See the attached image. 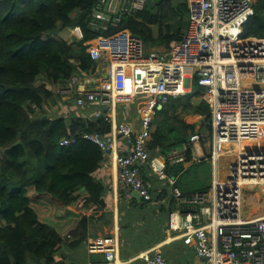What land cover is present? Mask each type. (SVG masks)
<instances>
[{
    "label": "built area",
    "instance_id": "2783aa9c",
    "mask_svg": "<svg viewBox=\"0 0 264 264\" xmlns=\"http://www.w3.org/2000/svg\"><path fill=\"white\" fill-rule=\"evenodd\" d=\"M155 1L95 0L87 16L88 27L99 33L86 49L96 63L89 73L91 80L73 76L76 88L59 92L68 98L75 95L77 107L99 105L105 109L104 119L111 131L86 132L82 137L108 154L105 160L115 164L125 196L136 191L141 200H152L154 183L141 173L145 164L159 180L168 181L176 205L168 218V234L178 233L173 237L192 245L205 264H264V217L242 218L243 185L239 183L242 177L262 178L264 158L251 165L247 158L241 159L246 153H238L234 147L249 134L256 138L264 127V38L241 36L243 24L254 13L255 0H185L186 26L168 49L147 48L129 29L119 28L123 15ZM69 30L75 39L83 38L80 26ZM92 80L94 85L85 87ZM195 87L208 96L210 134L195 131L187 143L172 148L156 163L157 158L150 159L147 142L156 107ZM136 99L140 102L137 129L118 123L113 111L117 104ZM95 116L101 113L97 111ZM117 137L127 140V153L117 151ZM74 142V138H63L59 143ZM200 142L209 146L213 178L208 190L187 197L176 186V177L172 179L164 168L165 164L188 161V148ZM226 152L230 157L225 165L228 172L220 179V159ZM192 158L191 151L190 161ZM118 248L116 237L109 234L86 241L88 253L102 254L106 262L116 259ZM139 257L146 264H170L159 249L143 251Z\"/></svg>",
    "mask_w": 264,
    "mask_h": 264
},
{
    "label": "trees",
    "instance_id": "16d2710c",
    "mask_svg": "<svg viewBox=\"0 0 264 264\" xmlns=\"http://www.w3.org/2000/svg\"><path fill=\"white\" fill-rule=\"evenodd\" d=\"M94 2L0 0V264H54L62 236H73L71 247L84 245L88 236L85 211L92 205L105 207L106 186L95 176L105 157L97 144L82 137V132L106 133L109 123L100 118L85 128L83 118L75 119L72 114L50 118L43 110L60 80L87 77L94 70L96 63L86 51L99 34L87 23ZM253 9L241 36L264 38V0H255ZM168 18L172 22L165 23ZM186 18L185 0H158L123 15L119 28L129 29L147 48L168 49L181 37ZM76 25L83 32L80 40L51 36ZM205 94L195 87L156 107L147 139L150 159L167 156L172 148L187 143L195 131L202 133L204 129L210 134V105ZM75 98L66 103L74 104ZM137 99L117 104V121H123L127 111L133 114ZM186 115H201V127L196 129V123L186 122ZM63 138H74L75 142L60 145ZM191 151L190 146L188 161ZM182 168V163L165 164L164 171L176 175ZM155 191L166 193L154 187L153 194ZM129 200L137 207L138 217L151 201ZM175 206L173 199L170 210ZM69 211L75 213L73 222L64 226L61 222ZM119 212L120 224L129 219L121 205ZM122 253L124 256L128 251L122 249Z\"/></svg>",
    "mask_w": 264,
    "mask_h": 264
},
{
    "label": "crops",
    "instance_id": "0c3cea01",
    "mask_svg": "<svg viewBox=\"0 0 264 264\" xmlns=\"http://www.w3.org/2000/svg\"><path fill=\"white\" fill-rule=\"evenodd\" d=\"M88 77L89 75L84 78ZM75 80V78H71L70 80H60L59 83H57L59 84V88L56 91L53 90V92L56 93L54 94V96L49 97L46 100L43 106V110L48 114L50 118H52L54 115H69L68 117H70L71 114L75 119L78 117L81 119L83 118L85 122V128H87L92 122L98 121L100 118H103V120H105V109L103 108V106L82 105V107H77V105H75V102L74 104L66 103L67 100H69L71 97L68 98L67 96L63 95L62 92L58 93V91H62L65 88L75 89L77 86ZM93 83V80L89 83L86 82L85 87L88 88L94 85ZM79 88L82 89L83 86ZM139 104L140 102L137 101L133 114L129 111L125 112L123 116L124 119L120 122L131 124L133 128L137 129L139 127V124L136 119V110L137 105ZM116 107L113 111H115L114 118L117 121ZM97 111L101 113V116H95V112ZM192 120L194 122H197L200 119L198 118V115H187V118H185V121L188 123H194ZM105 122L107 121L105 120ZM120 122L118 121V123ZM199 127H201V124L197 122L196 129H198ZM110 131L111 125L110 130L106 133H109ZM86 132H99L101 134H106L96 130L84 131L82 132V134ZM202 133L205 136L206 132L204 129L202 130ZM248 139H252L254 141L252 143L254 147H259L260 144H264V135L259 140H257V138L255 137L251 138L250 135L246 137V140ZM116 148L120 154L127 153L129 150L127 140L123 137H117ZM102 152L103 154H105L103 150ZM192 152L194 159L192 158V161H186L182 163V170H187L191 166L201 163L203 160L209 158V146L205 143L200 142L197 145H194V147H192ZM106 155H104V157H106ZM155 158H157L155 162L161 163V160L165 159L166 156H158ZM210 165L212 167L211 162ZM184 170L175 175V184L179 187L184 195H191L196 191H206L203 189H206L205 187L211 185L212 180L208 185L202 188L192 190L184 188L182 186V176L186 173V171ZM141 173L143 175L145 174L148 177L152 175L150 178L154 180V182H152L154 183V187L156 188V190L164 189L166 193L165 195H160L159 193H157V191H155L156 193L153 194L152 200L147 203L144 207L145 209L142 210V217H138L137 207L134 204H131L129 200V198L135 199L132 196V193L129 197H127L124 195L123 189L120 188L117 178V168L115 164L110 163L108 159L105 160L104 158L102 169L95 172V176L97 178H100L106 186V189L103 193L105 207L97 208L92 205L85 211V216L88 217L87 239L106 234L116 237L119 246L116 259L112 262H106L102 254L88 253L86 249V242L84 243V245H81L79 247H71V242L67 244V235H65L62 236V242L60 243L59 249L57 250L58 254H54V264H144L142 259H139L140 254L138 253H141L143 251H152L154 249H159L168 259L170 264H205V261L195 254L192 245L185 244L182 239L173 237V235H176L178 233L173 232L172 234H168L166 231L169 215L175 210V207L170 210V203L173 199L169 194V185L165 187L163 184L159 183V179L155 180L153 177L155 173L151 172L150 167L146 164L141 167ZM242 189L253 191L252 199L249 201L250 205L248 207H244V193L242 191V218L253 219L257 217H264V198H262V196H264V189L258 183L250 184L248 186H242ZM136 201H138V203L141 202V200L137 199ZM120 205L122 206L123 212H125L129 216V219L122 221L121 224L119 222ZM243 207L246 209L245 216H243L242 214ZM74 215L75 213L69 211L68 216L61 222V224H63L64 226L71 224L73 222ZM122 227H124L125 229L123 231V234L121 235ZM72 240H74V238ZM122 249L128 251V253L124 256L121 255L124 254L122 253ZM79 251H82V253L78 254ZM80 256H82L83 258H81ZM90 256H94V258H91Z\"/></svg>",
    "mask_w": 264,
    "mask_h": 264
},
{
    "label": "rangeland",
    "instance_id": "374dc122",
    "mask_svg": "<svg viewBox=\"0 0 264 264\" xmlns=\"http://www.w3.org/2000/svg\"><path fill=\"white\" fill-rule=\"evenodd\" d=\"M73 14H75V13H73ZM169 22H172V18H168L167 20H165V23H169ZM69 29L70 28H66L64 30L54 32L51 36L54 38L62 37V38L68 39V40L75 39L73 36L70 35ZM90 77H91V75L88 78H90ZM58 93H61V92L58 91ZM121 105H123V104H121ZM185 118H187V115L184 116V120H185ZM197 122L200 123L199 121H197ZM197 122H194V123H196V125H197ZM205 132H206V130H205ZM263 135H264V127H263L262 131L257 135V137H256L257 140L261 139L263 137ZM255 148H259L260 150H262L264 148V144H260L259 147H255ZM229 159H230V157H229V154L227 152L220 159L219 178H221V179H223L225 177V174L228 172L227 169H224V165L228 163ZM210 162L211 161L208 158V159H205L204 161H202L201 163H198L196 165L191 166L189 168V170L182 176V186L186 189L192 190V189L202 188V187L208 185L213 178V169H212L213 166L211 167ZM156 177H157V175H156ZM174 177H175V174L174 175L172 174L171 178L173 179ZM159 183L163 184L165 187L168 186V183L166 180H159ZM242 191L244 193L243 194V196H244V201H243L244 207H248L250 205L249 201L252 199L253 191L247 190V189H242ZM262 198H264V196H262ZM244 207H243V211H242L243 216H245V214H246V209ZM66 239L68 241L67 244H69V242H71V240L73 239V236L70 238H66ZM81 253H82V251L78 252V254H81ZM56 254H58V253L56 252ZM80 257L83 258L82 256H80ZM91 258H94V256H92Z\"/></svg>",
    "mask_w": 264,
    "mask_h": 264
},
{
    "label": "bare ground",
    "instance_id": "6f19581e",
    "mask_svg": "<svg viewBox=\"0 0 264 264\" xmlns=\"http://www.w3.org/2000/svg\"><path fill=\"white\" fill-rule=\"evenodd\" d=\"M254 40V39H253ZM250 136L251 135H253V134H249ZM248 135V136H249ZM247 136V137H248ZM246 138H244L240 143H239V145H236V146H234L235 147V150H236V152H238V153H243V152H245L246 153V149H248V150H250V149H252V148H254V146H253V140L252 139H248V140H246ZM245 141V142H244ZM242 142H244V143H242ZM226 147H228V149H229V144H227L226 145ZM245 158H247L248 159V161L251 163V165H255V164H258V160H259V158H262V160H263V158L264 157H261V156H259V155H257V154H253L252 156L250 155V156H247V154H245V155H243L242 157H241V159H244L245 160ZM252 160V161H251ZM262 162V161H261ZM157 163V162H156ZM262 175H264V172H263V174ZM239 183H241L242 185H244V186H246V185H248V184H251V183H258L263 189H264V176L262 177V178H257V177H254V176H250V177H246V178H240V180H239ZM119 261V260H118Z\"/></svg>",
    "mask_w": 264,
    "mask_h": 264
},
{
    "label": "water",
    "instance_id": "95a60500",
    "mask_svg": "<svg viewBox=\"0 0 264 264\" xmlns=\"http://www.w3.org/2000/svg\"><path fill=\"white\" fill-rule=\"evenodd\" d=\"M152 3V2H151ZM154 3V2H153ZM160 108V107H159ZM208 122H210V120H208ZM246 154L247 156H252L253 154H257L261 157H264V148L262 150H260L259 148H252L250 150L246 149ZM252 161V160H251ZM262 161V158H259L258 162H261ZM132 196L137 199V200H141L140 199V196L138 195V193L136 191H133L132 192Z\"/></svg>",
    "mask_w": 264,
    "mask_h": 264
}]
</instances>
